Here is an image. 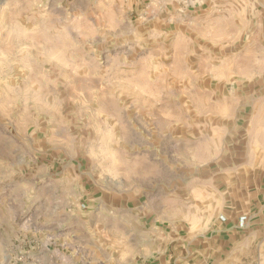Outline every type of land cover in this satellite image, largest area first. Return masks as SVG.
Returning a JSON list of instances; mask_svg holds the SVG:
<instances>
[{
    "label": "rangeland",
    "instance_id": "374dc122",
    "mask_svg": "<svg viewBox=\"0 0 264 264\" xmlns=\"http://www.w3.org/2000/svg\"><path fill=\"white\" fill-rule=\"evenodd\" d=\"M262 206L264 0H0V264H264Z\"/></svg>",
    "mask_w": 264,
    "mask_h": 264
},
{
    "label": "crops",
    "instance_id": "0c3cea01",
    "mask_svg": "<svg viewBox=\"0 0 264 264\" xmlns=\"http://www.w3.org/2000/svg\"><path fill=\"white\" fill-rule=\"evenodd\" d=\"M192 6L194 7L195 4H197V1H191ZM257 212H260L261 217L259 218H253L251 215L250 219L248 221V223L246 224V226L240 228L238 227V225H230V227L226 228H222L224 229L221 233L220 236H225L228 235L230 236V234L232 235L233 240L239 244L241 249L247 248L249 243H251L252 238H254V234L253 232L254 229L260 227L262 228L264 226V206H262L261 208H259L257 210ZM254 240V239H253Z\"/></svg>",
    "mask_w": 264,
    "mask_h": 264
},
{
    "label": "built area",
    "instance_id": "2783aa9c",
    "mask_svg": "<svg viewBox=\"0 0 264 264\" xmlns=\"http://www.w3.org/2000/svg\"><path fill=\"white\" fill-rule=\"evenodd\" d=\"M246 218H245V216H243V215H241L240 217H239V226L240 227H242L243 225H245V220Z\"/></svg>",
    "mask_w": 264,
    "mask_h": 264
}]
</instances>
